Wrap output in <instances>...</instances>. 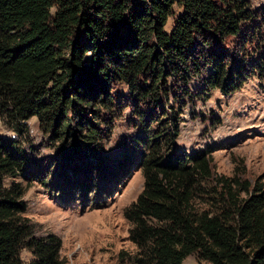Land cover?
Returning a JSON list of instances; mask_svg holds the SVG:
<instances>
[{"label":"trees","instance_id":"obj_1","mask_svg":"<svg viewBox=\"0 0 264 264\" xmlns=\"http://www.w3.org/2000/svg\"><path fill=\"white\" fill-rule=\"evenodd\" d=\"M174 7L181 12L167 33ZM248 21L244 0H0V114L17 134L35 117L65 168L75 162L74 174L118 178L123 161L105 171L99 159L118 84L134 104L162 109L165 117L143 126V188L123 213L132 226L129 241L142 256L135 264H182L194 253L208 264H264V188L220 177L219 191L208 197L210 211L197 210L211 159L172 150L177 116L168 97L172 111L161 107L166 79L207 73L210 89L239 88L244 67L228 66L221 43ZM24 164L15 142L0 137V264H22V250L33 256L30 264H65L61 240L33 237L21 217L23 189L4 187ZM90 182L82 183L84 191Z\"/></svg>","mask_w":264,"mask_h":264},{"label":"rangeland","instance_id":"obj_2","mask_svg":"<svg viewBox=\"0 0 264 264\" xmlns=\"http://www.w3.org/2000/svg\"><path fill=\"white\" fill-rule=\"evenodd\" d=\"M244 6L250 21L240 25L236 36L221 43L228 66L244 67L240 69L242 85L222 94L208 87L207 73L186 81L172 78L165 80L168 95L161 98L164 111H172L169 107L173 106L177 116L179 135L172 150L177 154L206 152L211 159V176L200 184L194 202L199 211H210L208 197L219 191L220 177L264 188V0H244ZM180 12L173 8V18L165 25L167 33ZM167 97L170 106L165 104ZM113 103L115 112L106 116L101 130L99 154L105 171L123 161L124 168L113 180L102 171L74 174L70 166L75 162L65 168L58 146L35 117L25 122L23 134H17L0 114V137L14 141L25 159L22 171L5 179L4 187L19 184L23 189L26 211L21 217L33 237L54 235L61 240L60 259L65 264H135V259L142 257L129 241L132 226L123 213L143 188L139 169L146 153L139 144L143 126L165 115L159 106L152 111L149 104L131 102L123 84L114 87ZM150 114L151 118L141 123L143 116ZM76 163L82 167L79 160ZM89 180L91 187L84 191L82 183L88 186ZM20 258L22 264L33 260L26 250ZM182 264L208 263L194 253Z\"/></svg>","mask_w":264,"mask_h":264}]
</instances>
